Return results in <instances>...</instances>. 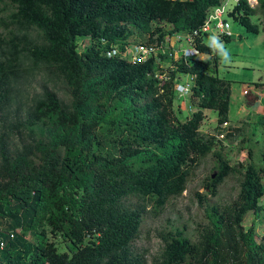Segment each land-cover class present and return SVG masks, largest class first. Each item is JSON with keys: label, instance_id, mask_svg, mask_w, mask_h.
<instances>
[{"label": "trees", "instance_id": "16d2710c", "mask_svg": "<svg viewBox=\"0 0 264 264\" xmlns=\"http://www.w3.org/2000/svg\"><path fill=\"white\" fill-rule=\"evenodd\" d=\"M256 1L238 0L228 13L253 34L264 31L251 20L264 18V0ZM220 3L0 0V264H148L132 249L143 215L182 195L208 155L214 166L204 177L207 193L195 192L199 206L231 173L240 175L236 197L207 208L195 240L184 226L158 233L162 246L151 264H264L255 222L242 225L249 212L264 210V165H231L218 138L234 80L219 76L218 48L200 29ZM194 31L192 46L206 58L166 54L131 64L120 54ZM82 36L92 44L79 51ZM168 62L173 68L161 67ZM157 70L167 77L158 79ZM180 74L191 76L187 99L195 107L184 120L174 111ZM250 84L248 108L264 95V82ZM204 109L216 112L215 133L200 130ZM251 115L264 134V100ZM45 232L60 236L71 254Z\"/></svg>", "mask_w": 264, "mask_h": 264}, {"label": "rangeland", "instance_id": "374dc122", "mask_svg": "<svg viewBox=\"0 0 264 264\" xmlns=\"http://www.w3.org/2000/svg\"><path fill=\"white\" fill-rule=\"evenodd\" d=\"M252 3L255 4L254 1ZM233 4V0H228L226 9L232 7ZM0 14L2 13L0 12ZM227 20L230 24L232 36L229 41L221 40L214 47L218 48V64L216 66L219 76L234 80L231 83L229 120L227 125L220 128L221 131L218 134V138L223 139L222 154L231 165L238 163L245 165L251 160L256 164L264 165V158L261 155L264 152V134L260 127L254 126L252 121L255 118L251 115L252 111L244 105L243 101V94L246 91V86L248 84V86H251L250 82H264V31L261 30L258 34H253L245 31V28L232 18L227 17ZM251 20L257 23L260 29H264V18L261 15H254ZM77 39L79 51L92 44L89 37L82 36ZM188 49L192 50V45L182 41L177 52L186 50V57L194 55L192 53L188 54ZM199 54L197 55L200 56ZM202 56V58L208 57L207 54ZM169 63H163L162 65L167 67ZM178 79L183 83L189 80V77L186 74H180ZM35 86L33 84L30 90L36 91L37 86ZM250 90L254 91V87H251ZM263 100L264 95L261 93L259 101L252 108L259 110ZM194 109L195 107L189 104L187 97L177 96L175 98L174 111L179 120H184L185 117L190 116ZM204 113L206 118L202 120L200 130L205 133H215L217 130L216 112L212 109H204ZM226 133H230V135L224 138ZM249 149L252 152L251 157L248 155ZM213 166L214 159L210 155L204 157L188 179L186 191H183L182 195L168 201L159 212L154 213L151 209H148L143 215L132 249L135 253H145L148 264H151L152 258L162 246L158 233L184 226L185 235L190 237L191 240H195L198 224L207 221V208L214 204H227L236 197L240 175L231 173L218 186L216 195H207L206 201L202 206H199L195 192L207 193V189L203 186L204 177L213 171ZM260 213L259 216H255L252 212H249L242 222L244 229L255 222V233L257 230L264 231V212ZM29 238L30 235H26V239ZM44 239L53 241L58 251L71 254V249L60 236H52L50 232H45Z\"/></svg>", "mask_w": 264, "mask_h": 264}, {"label": "built area", "instance_id": "2783aa9c", "mask_svg": "<svg viewBox=\"0 0 264 264\" xmlns=\"http://www.w3.org/2000/svg\"><path fill=\"white\" fill-rule=\"evenodd\" d=\"M233 1L235 4L238 0H233ZM252 1H254L255 4L257 3L256 0H247L250 6L255 5L252 3ZM227 3H228V0H221V3L219 5L212 7L204 20L203 26L200 29L201 33L206 34L205 40L207 39V42L211 48L216 47L217 43L223 38L232 36V31L230 30V24L227 20V17H229L228 13L229 11H231L230 9L231 7L226 9ZM197 34H198L197 31H194L192 34H189V35L185 33L168 34L164 37L162 41H159V42L146 41L143 43H136V44L129 45L120 54L124 58L128 59L131 64L137 63V62H143L149 58H153L155 59V61H158L160 59V56H163L166 54L168 57H173V58L186 57L185 56L186 50L177 52L178 47L180 46V43H182V41H186L188 42V44L192 45V37L193 35L195 36ZM187 53L188 54L192 53L194 55L199 54L194 49L193 46H192V50L188 49ZM110 54L111 55L116 54V49H112L110 51ZM161 67L164 68L162 64H161ZM169 67L173 68L172 65L170 64H169ZM166 74H167L166 70L161 73L158 70L155 72V76L158 79L166 78L167 77ZM188 77H189V80H186L183 83L179 81L178 79L179 76L177 77V81L174 86V89L177 92L178 96H185V97L189 96L190 88H191V76H188ZM225 125H227V123L223 122L221 127L223 128ZM259 204H262L264 206V195L260 199ZM263 212L264 210L261 211V213ZM4 234L7 235L8 239L12 238L11 231H6L4 232ZM256 234H257L256 236H258L259 239L264 240V231L257 230ZM3 246H4V242L0 238V249H2Z\"/></svg>", "mask_w": 264, "mask_h": 264}, {"label": "crops", "instance_id": "0c3cea01", "mask_svg": "<svg viewBox=\"0 0 264 264\" xmlns=\"http://www.w3.org/2000/svg\"><path fill=\"white\" fill-rule=\"evenodd\" d=\"M202 55H203V53H200V57H203ZM248 85H249V84H248ZM248 85L246 86V87H247V88H246V91H247V90H250V88L253 87V85H251V86H248ZM246 91H245V92H246ZM255 91H256V90H255V88H254V92H255ZM243 96H244V94H243ZM258 101H259V100H258ZM258 101H257V102H258ZM252 107H253V105H252L251 107H249V108L251 109L252 112H257V111H258L257 109L254 110ZM252 109H253V110H252Z\"/></svg>", "mask_w": 264, "mask_h": 264}, {"label": "water", "instance_id": "95a60500", "mask_svg": "<svg viewBox=\"0 0 264 264\" xmlns=\"http://www.w3.org/2000/svg\"><path fill=\"white\" fill-rule=\"evenodd\" d=\"M212 177H214V175H212Z\"/></svg>", "mask_w": 264, "mask_h": 264}, {"label": "clouds", "instance_id": "9594fccd", "mask_svg": "<svg viewBox=\"0 0 264 264\" xmlns=\"http://www.w3.org/2000/svg\"><path fill=\"white\" fill-rule=\"evenodd\" d=\"M223 40V39H222ZM221 41V40H220Z\"/></svg>", "mask_w": 264, "mask_h": 264}]
</instances>
